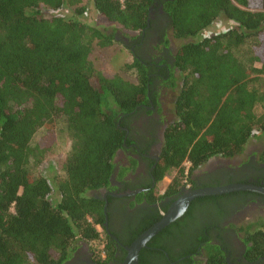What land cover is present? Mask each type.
<instances>
[{"label":"trees","instance_id":"obj_1","mask_svg":"<svg viewBox=\"0 0 264 264\" xmlns=\"http://www.w3.org/2000/svg\"><path fill=\"white\" fill-rule=\"evenodd\" d=\"M92 2L116 30L141 32L133 43L138 48L154 35L151 11L162 6L166 21L157 34L168 46L171 29L182 43L172 64L135 54L125 67L135 71L133 82L94 65L95 46L117 38L90 23L79 0H0V264H65L79 242L89 245L98 264H121L123 245L162 218L169 207L164 200L193 183L197 169L216 156L241 155L252 138L264 141V0ZM43 5L52 16L43 14ZM68 5L73 10L64 14ZM222 17L226 28L213 29ZM156 80L177 94L176 117L164 131L153 174L157 183L176 174L164 193L138 196L149 204L145 219L123 234L112 224L117 199L107 195L106 212L105 199L92 192L111 186L117 155L137 129L132 117L148 104L149 92L157 102ZM41 129L43 141L36 143ZM58 135L71 141L62 172L37 174L34 168L56 147ZM128 170L121 167L118 180ZM192 218L190 208L155 235L139 264L192 263L191 252L171 250ZM240 230L245 259L264 260V221L253 231ZM206 257L199 264H229L219 246L209 245Z\"/></svg>","mask_w":264,"mask_h":264},{"label":"flooded vegetation","instance_id":"obj_2","mask_svg":"<svg viewBox=\"0 0 264 264\" xmlns=\"http://www.w3.org/2000/svg\"><path fill=\"white\" fill-rule=\"evenodd\" d=\"M157 11L159 14L154 16L155 34L160 32L166 21L163 7L159 6ZM153 94L149 92V102L141 108L139 117L137 115L132 117L134 119L132 124L136 125L137 129L130 130V143L119 151L122 153L123 159L122 162L117 161L111 186L99 190L103 194L102 198L112 195L117 199L111 208L113 212L112 224L114 229L120 233H123L125 227L136 228L144 221L149 204L145 199L140 202L136 199L142 193L148 194L151 191H156L158 184L153 172L159 161L164 142V131L172 121L165 119L162 96L158 95L156 102ZM263 148L264 145L239 166L229 168L216 166L196 176L193 178V183L182 187L178 197H169L164 200L165 204L169 206L168 209L182 196L198 188L224 186L232 183H248L264 187V161L260 158ZM121 167L129 168V170L123 179L118 180ZM132 203L134 206L131 207ZM262 205H264V192L254 190L198 196L191 201L187 209L189 211L192 208V221L182 227L183 231L184 229L186 231L172 244L171 250L175 254L189 251L191 253L187 256L192 257L193 261L187 264H199L200 261L207 258L208 246L215 245L223 250L229 264H264V260L248 262L245 259V235L239 237V245L235 242L237 241L235 235L238 232L243 233L239 231L241 227L246 226L253 231L259 228L260 223L264 221V216L260 215L256 219L247 220L246 223L237 226V229L230 227L245 218V211L249 207L260 208ZM230 234H233V237ZM180 260L173 261V264H179ZM65 264H98V262L93 260L90 250L85 249L75 252Z\"/></svg>","mask_w":264,"mask_h":264},{"label":"rangeland","instance_id":"obj_3","mask_svg":"<svg viewBox=\"0 0 264 264\" xmlns=\"http://www.w3.org/2000/svg\"><path fill=\"white\" fill-rule=\"evenodd\" d=\"M79 2L80 4L86 6L87 12L85 14L86 15L85 17H87L88 21L91 24L106 28L109 31H114L115 36L117 38V40L111 45L105 47L95 46L90 58L97 69L102 70L105 74L109 76L119 74L133 82H136L135 71L133 70L127 71L125 69L126 64L132 63L134 61V57L136 56L135 54L137 53L140 54L146 60H158L159 62H161L163 61V59H165L167 60L168 63L171 64L173 63L174 55L176 54L182 42L173 37L171 29H168L166 32L167 33L166 38L169 39L168 46H166L165 43L162 42L165 41L166 39L164 38L163 40V38L159 34L157 33L155 34L153 30L154 35L150 36L146 40V42L142 44L144 47L147 46L146 50H144L143 46L142 48L141 47L138 48V46L133 45L136 39H142L141 32H133V31L125 32L124 30H116L113 24H111L109 21L103 18L96 11L92 0H79ZM72 10L73 8L68 5L64 9H62V12L64 14H67L70 13ZM157 10L158 9H154L151 12L152 19H155L154 16L159 14ZM41 11L46 17L52 16L51 8H48L43 5L41 7ZM225 19H226L225 17H222L220 21L214 24L213 29L220 30L226 28L228 23L225 22L226 21ZM208 33L209 31H206L204 35H207ZM172 73L175 74L176 76H179V71L176 68H173ZM154 89L158 91L160 96H162L161 101L163 102L162 105L164 107L163 110L166 121H173L176 116L173 111L172 103L176 97L177 89L166 86V84L162 83L160 80H156V86ZM43 138H44V129H41L37 132L34 141L36 143H42ZM57 142L58 143L56 147L46 155L44 161L40 165L34 168L37 174L44 173L47 176L51 177L62 172L61 168L70 150L71 141L67 137L58 135ZM263 145H264V141L261 140L260 138H252L250 142L247 144L244 153L233 158H224L220 156L213 157L209 162L206 163L207 165L205 164L204 166L197 169L194 172L192 178H195L196 176L205 172L207 169L209 170L210 168H215L216 166H223L225 168L239 166L245 163L252 153L259 151ZM119 153L120 155L117 156L116 161L122 162L123 155L121 152ZM175 174L176 171H173L168 175H166L160 182H158L156 192L161 194L164 193ZM100 191L99 190L94 191L92 192V194L103 197V194ZM261 210H264V205H262L260 208L257 207L255 208L253 206L249 207L248 210L245 211L246 219L243 218L242 220L238 221L237 222L238 225L237 224L230 225L231 229L233 228L237 229V226L246 223L247 220L256 219L260 215L264 216V211ZM239 231L241 230L239 229ZM243 235H244L243 233H239V232L237 233V235H235V238L237 240L235 242L238 245H239L238 239ZM230 236L233 237V234H230ZM85 249L89 250V245L84 242H79L78 248L76 249L75 252H79Z\"/></svg>","mask_w":264,"mask_h":264},{"label":"water","instance_id":"obj_4","mask_svg":"<svg viewBox=\"0 0 264 264\" xmlns=\"http://www.w3.org/2000/svg\"><path fill=\"white\" fill-rule=\"evenodd\" d=\"M238 190H254L264 192V187L248 183H232L224 186L198 188L188 192L179 200H177L166 212H164L162 218L159 221L139 235L130 245H123L124 249L126 250V256L121 264H139L141 250L146 248L149 241L161 230L175 222L178 218L182 217L194 198L203 195L221 194ZM104 199L106 201L105 210L107 212V195ZM108 223L109 219L107 216L105 225L109 228Z\"/></svg>","mask_w":264,"mask_h":264}]
</instances>
